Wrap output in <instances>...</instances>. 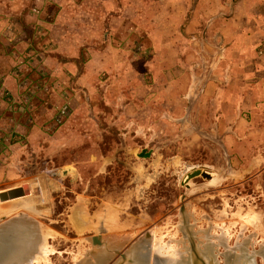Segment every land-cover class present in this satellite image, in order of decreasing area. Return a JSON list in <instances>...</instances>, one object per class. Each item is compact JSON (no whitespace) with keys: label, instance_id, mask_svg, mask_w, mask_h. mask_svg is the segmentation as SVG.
I'll use <instances>...</instances> for the list:
<instances>
[{"label":"rangeland","instance_id":"1","mask_svg":"<svg viewBox=\"0 0 264 264\" xmlns=\"http://www.w3.org/2000/svg\"><path fill=\"white\" fill-rule=\"evenodd\" d=\"M53 1H46L48 10L59 2L91 14L101 0ZM102 1L109 8L117 4ZM126 1L138 7L134 21L141 30L132 32L128 24L130 32L120 40L130 53L125 66L105 71L92 92L55 102L68 106L62 121L43 124L45 129L30 140L21 138L0 158V192L23 184L30 188L20 200H0V233L15 236L19 245L29 241L28 253L43 246L33 264H98L104 254L123 251L127 258L140 246L153 264L166 245L180 264L192 263V246L211 264H264V127L244 123L238 128L246 138L223 140V129L214 125L221 111L213 88L205 87L215 80L212 59L220 48L204 32L211 15L198 20L189 38L183 29L196 15L198 0H188L185 14L178 11L184 5L174 6L166 20L168 0ZM89 18L84 13L79 23ZM149 34L168 39L178 56L194 54L191 77H182L178 64L173 74L161 68L151 77L143 61L150 52ZM2 131L0 126L4 139ZM250 154L258 163L247 167ZM196 170L209 177L200 173L187 180ZM32 234L43 235V242L40 236L33 241ZM93 236L101 244L93 243ZM118 258L113 264H124Z\"/></svg>","mask_w":264,"mask_h":264},{"label":"crops","instance_id":"2","mask_svg":"<svg viewBox=\"0 0 264 264\" xmlns=\"http://www.w3.org/2000/svg\"><path fill=\"white\" fill-rule=\"evenodd\" d=\"M46 1L35 0L33 6H29L27 0H0V88L9 95L0 96V126L4 139L30 140L45 129L43 124H53L60 107H56L55 102L62 101L64 96L70 102L82 92H92L96 84L103 83L100 77L106 76L105 71L115 70L113 66L118 63L119 70L125 66L130 53L120 47V40L130 32L128 24L132 25V32L141 30L134 21L139 13L134 2L117 0V4L109 8L101 0L99 10L88 14V11L78 10L79 5L68 8L59 2L54 10H48ZM228 2L230 8L226 11ZM187 3L188 0H168L164 19L172 15L174 6L184 5L178 11L185 14ZM128 10L130 13L125 17ZM84 13L90 18L82 24L79 22L84 21ZM98 13L101 17L94 16ZM218 13L224 15L220 20ZM194 14L183 33L191 38L199 26L198 20L211 15V23L204 32L215 37L220 48L212 59L215 80L205 87L213 88L221 111L214 125L223 129V140H241L247 134L241 133L238 127L244 123L264 127V0H198ZM151 34L149 56H138L149 66L151 77H158L161 68L165 74H173L174 64H178L175 68L182 77H191L194 54L185 52L178 56L168 39H157ZM17 68L21 73L27 70L28 77L36 79L37 98L26 115L13 110L22 87L14 74ZM17 144L12 142L10 148L14 149ZM260 157L263 160L264 156L260 154ZM257 158V155H247L245 166H255ZM12 165L11 162L3 168L7 170Z\"/></svg>","mask_w":264,"mask_h":264},{"label":"bare ground","instance_id":"3","mask_svg":"<svg viewBox=\"0 0 264 264\" xmlns=\"http://www.w3.org/2000/svg\"><path fill=\"white\" fill-rule=\"evenodd\" d=\"M23 197V196H22ZM17 201V200H20V197H18V199L14 198V199H10V201ZM20 221V220H19ZM17 222V221H16ZM21 224V223H20ZM19 224V225H20ZM8 226H11V225H8ZM4 228H6V226H2ZM25 227V226H24ZM1 229V228H0ZM13 233H16L17 231L15 229H13ZM11 232V231H10ZM29 230L27 231V236L28 238L25 239V241L29 240L30 238V235L31 234H28ZM2 234V235H1ZM22 234V233H21ZM33 235V234H32ZM0 264H33L34 260L37 258L38 254H43L44 253V247L42 246V250L38 253H36V251H39V248L37 247H34L33 251L32 252H27V247L30 248L33 244H29V241L26 242L27 244H23V245H19L14 239H15V236H10V233L8 232H2L0 233ZM24 234L22 235V238H23ZM40 236V238H39ZM33 241H35L36 239L38 240L39 238V241H41L40 239L42 238V242H43V235L41 237V234L39 235H33ZM13 238V239H12ZM12 239V241H11ZM22 240V239H21ZM38 241V242H39ZM46 241V240H45ZM100 241V240H99ZM23 242V240H22ZM102 242V241H100ZM20 243V242H19ZM24 243V242H23ZM101 244V243H100ZM115 243H111V245H114ZM45 245V243H44ZM169 246L170 245H166V246H160V248H164L165 252L162 251V252H158L159 250L161 249H158V251L156 252L155 254V258H154V262L153 264H180L178 261V259L176 257H174V255H171L168 253V249H169ZM143 247V246H142ZM142 247L140 246V250L138 251V253L136 254L135 253V257H134V260L131 259V262L130 264H149V261H138L136 259V257L138 258V256H140L141 258H143V256L145 255V253H142ZM32 248V247H31ZM30 248V250H31ZM109 248V247H108ZM109 252V251H108ZM28 253V255H27ZM48 253V252H47ZM46 253V254H47ZM134 254V253H133ZM43 256V255H42ZM41 256V257H42ZM40 257V258H41ZM47 257V256H46ZM98 258H100L99 256H96ZM25 258V259H24ZM38 259V258H37ZM45 260V259H44ZM41 261V260H40ZM138 261V262H137ZM38 262V260H37ZM88 262V261H87ZM187 263V262H186ZM83 264H86V263H83ZM88 264H90L88 262ZM188 264V263H187Z\"/></svg>","mask_w":264,"mask_h":264},{"label":"trees","instance_id":"4","mask_svg":"<svg viewBox=\"0 0 264 264\" xmlns=\"http://www.w3.org/2000/svg\"><path fill=\"white\" fill-rule=\"evenodd\" d=\"M185 25V23H184ZM81 53L79 55V62L82 61V57H81ZM79 65L81 66V63H79ZM15 67V66H14ZM28 71L26 70V72H19L17 73V75L15 77H18V79L20 80V84L22 85L23 89H21V95L19 96V98L14 102V105H13V110L15 112H18V113H21L22 115L23 114H28L27 110H28V107L32 105L33 102H35L37 96H36V91L34 88V85H35V80L29 78L28 75ZM42 77V76H41ZM41 77H39L38 79H41ZM40 88V86H39ZM26 92H29L30 95H31V98L29 100V102L27 104H24L22 103V101H20V98L21 96L26 93ZM0 96H4V97H8L9 95H0ZM53 122H55L56 124H59V122H56L55 120V117L53 118ZM12 138V137H11ZM19 141H22L21 140V137H15L14 139H10V142H19Z\"/></svg>","mask_w":264,"mask_h":264},{"label":"flooded vegetation","instance_id":"5","mask_svg":"<svg viewBox=\"0 0 264 264\" xmlns=\"http://www.w3.org/2000/svg\"><path fill=\"white\" fill-rule=\"evenodd\" d=\"M189 255L192 258V261H191L192 263L191 264H211L210 263L211 258L209 259L210 261L203 259L202 252H201V254L199 256L198 253H197V251L195 250V248L193 246L191 247V251H190ZM134 257H135V254L130 253V255L126 258V252L117 251V253H115L114 256H109L108 254H106V255L104 254V258L105 259L100 260L98 264H113L114 263V260L117 259V258L120 259V260L125 259L124 264H130L131 259L134 260ZM107 258H110V259L107 260ZM136 259L139 262L142 261V260L143 261H149V259L145 255L143 256V258H141V257L140 258L139 257L137 258L136 257ZM119 263H121V261H118L116 264H119ZM92 264H97V263L92 262Z\"/></svg>","mask_w":264,"mask_h":264},{"label":"water","instance_id":"6","mask_svg":"<svg viewBox=\"0 0 264 264\" xmlns=\"http://www.w3.org/2000/svg\"><path fill=\"white\" fill-rule=\"evenodd\" d=\"M68 170H64V172H67ZM202 174V176L209 177L205 172H201L200 170L193 171L192 173H189L187 176V180L190 179L191 177ZM30 194V188L27 184H23L19 187H13L10 189H7L5 191L0 192V200L1 201H6L9 199H14L18 198L21 196L29 195ZM3 230V229H2ZM92 242L93 243H100L99 237L98 236H93L92 237Z\"/></svg>","mask_w":264,"mask_h":264},{"label":"built area","instance_id":"7","mask_svg":"<svg viewBox=\"0 0 264 264\" xmlns=\"http://www.w3.org/2000/svg\"><path fill=\"white\" fill-rule=\"evenodd\" d=\"M19 72H20V68H17L14 74L17 75V73ZM4 94L5 92L0 88V95H4ZM30 98H31L30 93L26 92L21 96L20 101H22V103L24 104H27ZM67 111H68V106L66 104L59 107L55 117L56 122L60 123L62 119L66 116ZM11 144L12 143L10 142V139H1L0 137V158L5 155L6 153L5 150L9 149Z\"/></svg>","mask_w":264,"mask_h":264}]
</instances>
